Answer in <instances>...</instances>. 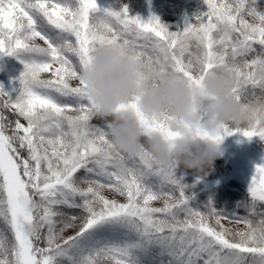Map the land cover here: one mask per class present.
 <instances>
[{
  "label": "snow or ice",
  "instance_id": "obj_1",
  "mask_svg": "<svg viewBox=\"0 0 264 264\" xmlns=\"http://www.w3.org/2000/svg\"><path fill=\"white\" fill-rule=\"evenodd\" d=\"M205 3L194 22L173 32L155 15L144 20L98 0H0V56L24 66L15 98L0 84V264H156L165 255L168 264H264V164L256 166L249 198L231 212L212 201L201 211L176 168H160L143 149L133 156L114 149L112 125L92 123L97 110L80 75L101 47L190 85L224 69L235 80L239 117L215 136L196 134L216 143L236 133L264 140V97L246 100L250 90L264 93V13L258 0ZM124 110L135 113L146 137H178L171 117L146 116L138 97L117 112ZM59 207L86 215L58 221L66 215Z\"/></svg>",
  "mask_w": 264,
  "mask_h": 264
},
{
  "label": "clouds",
  "instance_id": "obj_2",
  "mask_svg": "<svg viewBox=\"0 0 264 264\" xmlns=\"http://www.w3.org/2000/svg\"><path fill=\"white\" fill-rule=\"evenodd\" d=\"M192 59L198 67L196 56ZM80 75L97 118L112 125L110 139L114 149L124 156H133L143 149L162 169L183 166L204 172L213 167L223 155L222 143L202 139L196 130L215 136L239 117V106L230 91L235 80L224 69L210 73L199 86L190 85L175 73L162 77L157 66L134 61L119 49L101 47ZM133 97L139 98V107L146 116L168 114L178 137L173 141L159 135L146 137L133 111L118 113L117 109Z\"/></svg>",
  "mask_w": 264,
  "mask_h": 264
},
{
  "label": "rangeland",
  "instance_id": "obj_3",
  "mask_svg": "<svg viewBox=\"0 0 264 264\" xmlns=\"http://www.w3.org/2000/svg\"><path fill=\"white\" fill-rule=\"evenodd\" d=\"M98 2L102 7H111L118 11L123 8L119 7V3L116 0H98ZM123 6L128 8L131 16H139L144 20H148L153 15L158 18L160 17L147 2L144 3L142 8H136L135 10H130L127 4ZM159 19L161 20V18ZM38 42L43 43L42 41ZM23 70V64L15 57L0 56V84L4 86L6 91L11 93L13 98L18 94L19 80L17 78ZM75 83L77 82L73 81V84ZM14 88L17 91H13ZM247 94L253 96L251 90ZM255 96L264 97V93L260 89H255ZM4 114L10 120L16 119L14 114L8 110H5ZM21 122L23 123L24 121L21 120ZM92 123L101 125L104 123V120L96 117ZM240 126L243 127L244 122H241ZM221 146L223 155L215 161L213 167L205 169L204 172H196L183 166L176 169L177 176L182 177L183 182L190 186L188 194L194 197L193 207H199L201 211H207L202 205L212 201L219 210L231 212L236 208L238 201L249 198L247 188L255 173L256 166L264 164V140L260 137L248 139L240 133H236L226 136ZM83 175V171L78 173V176ZM212 192H217L216 201L213 200ZM154 206L160 207L162 203L156 202ZM259 207L264 210V206ZM237 212L241 216L247 215L243 208L237 209ZM179 215L180 218H183L184 214L180 213ZM225 226L229 227L228 225ZM0 227H3L2 222H0ZM231 228H243V225L233 224ZM9 238H11L10 233ZM165 257L171 259L167 255L157 257L156 264L158 260H163ZM149 264H151L150 261Z\"/></svg>",
  "mask_w": 264,
  "mask_h": 264
},
{
  "label": "trees",
  "instance_id": "obj_4",
  "mask_svg": "<svg viewBox=\"0 0 264 264\" xmlns=\"http://www.w3.org/2000/svg\"><path fill=\"white\" fill-rule=\"evenodd\" d=\"M119 3V7L127 4L131 10H135L136 8H142L144 3H148L152 9L156 11V13L160 16L161 21L164 25L168 26L170 31L178 32L183 31L187 23H191L195 21V17L207 10V6L205 0H116ZM262 2V3H260ZM258 11L264 13V0H258ZM195 52V48L192 49ZM187 57V55H186ZM187 59V58H186ZM258 96H248L246 97L247 101L255 102ZM104 195L108 198H114L116 200H125L123 196H120L114 192L105 190ZM79 202V200L77 201ZM65 213L64 217H57L58 221L66 220L69 215H76L77 217H82L86 215L82 209H68L66 207H59L57 209ZM255 221L258 217H252ZM77 225L81 223V220H77L75 222ZM225 225L231 227L233 224L228 221H224ZM62 227V224H57V229ZM78 230V227L66 229L63 233V236H71L74 235ZM169 258H164V264H167ZM104 264H110V262L105 261Z\"/></svg>",
  "mask_w": 264,
  "mask_h": 264
}]
</instances>
